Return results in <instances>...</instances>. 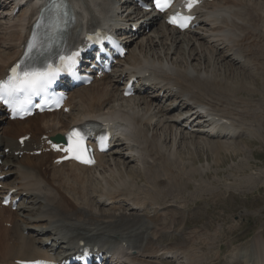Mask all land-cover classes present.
<instances>
[{"label": "bare ground", "instance_id": "1", "mask_svg": "<svg viewBox=\"0 0 264 264\" xmlns=\"http://www.w3.org/2000/svg\"><path fill=\"white\" fill-rule=\"evenodd\" d=\"M81 1L85 3L88 13L92 12L91 7L95 8V13H99L106 22H112L118 28H129L131 30L138 25H149L151 29L149 32L145 29L142 35L131 38L126 37V41L132 46L129 57L127 56L123 61V65L127 70L131 69L133 72L140 74H150L153 79L161 80V83H166L171 89H177L178 98L176 101L186 97L187 101H190L194 106L203 107L206 113L220 120L235 119L242 116L244 112L252 117L253 123H256L258 115L256 119L254 116L255 110L251 109L253 107L251 101L246 100L244 96L241 97L235 94L237 91H242L243 87L233 88L232 83L227 84L225 82L226 78L219 79L212 71L204 70L205 72H203L194 69V67L189 68V62L193 60H204L209 68L212 67L211 70H214L218 64L227 61L228 57H219L218 45L212 44L210 41L207 42L208 46L204 43L206 41L204 34L199 31H195L192 35L176 32L174 29L167 27L163 19L159 17L149 19L147 15H144V12L135 11L133 14H126V9H134L135 7L134 4L131 6V0ZM208 6H211L214 11L209 19L213 25L207 30V33L216 38L218 42L226 44L228 52L232 56L240 59V61L245 60L246 64L251 65L246 70L253 69V72L249 70L240 72L239 75L244 74L241 81L243 84L252 83L255 86L256 73L261 75L260 70L264 66V0H218L217 3ZM5 15V12L0 15V72L17 55L18 41L21 38L26 13H20L14 22H10L8 19L3 20L2 17ZM168 32L174 38L170 36H167V38L166 34ZM170 40H174V42L170 44ZM165 41H167V45L163 44ZM144 48L147 51H149V48L153 49L148 54L155 51L156 48L160 53L159 55L155 53L153 57L146 56L143 53ZM159 51L156 50V52ZM236 62L238 63V61L230 59V62L227 61L226 65L230 64L228 67L232 69L234 67L231 66ZM185 64H187V67ZM190 66L192 67V64ZM120 82V78L106 77L96 81L90 87L81 88L80 91L71 95V101L74 105V111L71 114L53 113L35 116V118L24 122H7L4 128H0V148L6 139L13 140L12 137L18 138L29 132L45 133L53 136L65 132L72 124L91 118L104 121L112 120L123 127V137L125 138L123 146L134 150L130 153L133 154V158L135 153L145 152L147 158L152 160L155 158H152V156L158 154L161 155L159 158L163 157L166 160L165 164H169V166V159L174 156V150L172 149L173 151L168 154L163 151V143H160L161 139H157L155 135L150 137L151 130L163 129L171 137L172 146L175 147L178 142L185 141L188 138V136L187 138L185 136L188 134L199 135L198 138L202 136L203 138L200 141L197 140V143L204 146L203 148L214 152L233 151L240 153L243 151L235 144L232 145L226 141L213 142L209 140L215 138L229 139L225 137L228 132L224 129L220 131L221 135H216L217 128L212 125L215 123L209 124L203 121L199 115L200 112L195 111L193 107H190V110L186 113L179 111V116L190 115L189 118L198 116L197 123H202L196 126L200 127L199 130L189 134L178 128L176 116L168 115L173 103L167 109H163V106L156 104L158 99H151L150 96H145V94L139 100L136 97L127 100L123 96L125 85L121 87ZM244 87L250 90L249 87L251 86L245 85ZM123 101V105H119ZM4 118L1 117V120L4 121ZM241 125L246 127V132L250 131L248 126L251 127V125L246 123ZM207 127H209V133L203 129ZM253 132H256V129ZM126 141H131V145H128L129 143H126ZM189 143L195 145L196 142L191 140ZM50 157L53 158L52 155H46L40 157L41 159L24 157L22 160L13 159L5 162L6 171H4V174L15 175V180L19 184L15 188H20L23 194L27 193L23 202L25 198L28 199L29 206L25 207L22 203L17 213L7 211L0 206V264L14 259H23V256L35 250L34 247L37 241L39 242L38 247L41 246L44 240L37 239L30 234L24 235V228L36 227L38 230L42 229L47 232L49 229L46 226L51 225L54 230L65 233L62 224L88 227L92 228L94 232H108L117 236L119 243L126 242L128 245L134 243L132 239L138 237L143 229H150L151 224L157 225L151 228V240L146 239L145 244L142 242L135 243L133 251L131 250L132 247L127 249V262L129 264H159V261H161L160 254L162 256L172 254L174 258L179 259L178 264H181V257L178 252L180 251L181 256H184L185 243H182L183 245L177 242L170 243L167 245L169 247L162 248L155 242L156 237H158L157 241H161L168 232L174 231L173 227L176 225L177 215L175 216L173 212L166 214V211H164L159 217V209L165 206V204L159 203L152 205H158L156 215L153 216H156L155 218L145 220L144 216L139 215L138 212L141 208L147 207L146 202L143 200L134 201L131 197H125L119 189L121 185L112 183L114 177H119V172L116 170L114 163L115 156L101 155L99 157V167L96 169L81 168L71 163L62 164L61 166L51 163L50 173L45 172L44 168L39 170V168L45 166L47 158L52 159ZM147 158L145 160H149ZM142 159V154H140L138 162L141 163ZM111 161H113V167ZM121 166L124 167V164ZM147 168L153 173L154 169L152 167ZM99 171L100 173H98ZM126 177L130 182L133 179L129 175ZM99 181H102L105 185L100 188V190L103 189L100 191V196L104 198L103 202L100 200L95 202L92 199L94 193L91 187L95 183L98 184ZM5 186L8 188L14 187L12 183H7ZM95 187L96 191H99V186L95 185ZM21 193L19 191L14 197L22 195ZM123 198L133 203L131 209L135 210L134 213L121 210V206L118 204H120V199ZM110 204L112 206L109 209H103V207L102 210L97 207L98 205L99 207L101 205L106 207ZM175 208H178V206L173 207V209ZM40 210L41 213L38 212ZM29 211H33V213L29 214ZM184 213L186 212L184 211ZM167 215H172L173 218L166 224L163 219H166ZM157 217L160 218L159 221L163 222L162 224L156 222ZM58 219H61L62 222L55 225ZM97 228H102L104 231ZM124 230L128 231L125 233ZM246 256H248L247 253L238 254L237 258L246 261ZM185 259L188 260L186 257ZM256 264H259V262H256Z\"/></svg>", "mask_w": 264, "mask_h": 264}, {"label": "rangeland", "instance_id": "2", "mask_svg": "<svg viewBox=\"0 0 264 264\" xmlns=\"http://www.w3.org/2000/svg\"><path fill=\"white\" fill-rule=\"evenodd\" d=\"M167 36L172 37L173 35L168 32ZM173 42L174 40L170 44ZM163 44L167 45V41ZM150 50L153 49L149 48ZM154 50L148 54L149 51L144 48L143 53L151 57L155 56V53L159 55L158 48ZM223 54H225V50L221 48L220 55ZM226 63H217L215 69L211 70L212 67L209 68L204 60H193L189 62V68L194 67V69L203 72L212 71L219 79L226 78L225 82L232 83L233 88L243 87L242 91L234 93L251 101L253 105L251 109L255 110V118L258 115L256 123H253L251 116L243 112L242 116L236 119L241 124L251 125V127L248 126L250 131L246 132V136L236 140L209 139L213 142L226 141L229 144H235L243 150H241L242 152H214L197 143L203 138L202 136L198 138L199 135L188 134H185V137L188 136V138L183 142H178L175 147L172 146L171 137L163 129H155L151 130L150 137L155 135L157 139H161L163 151L167 154L174 150V156L169 159L170 166L165 164L166 160L163 157L160 159L161 155L158 154L152 156V158L155 157L152 160L143 154V163L141 161V163L124 167L117 162L119 160L116 161L114 158L119 177H114L112 183L121 185L119 189L125 197H131L134 201L143 200L146 202L148 208L140 215L153 216L158 205H152L159 203L165 204L162 209H159L160 217L164 211L166 214L173 212L175 216H178L175 219L176 225L173 227L175 233L169 232L170 235L167 236L165 243L176 241L180 245L185 243L184 256H180L181 264H229L227 262L232 258L230 255L237 249L248 246L250 237H259L264 244V66L260 72L261 75L256 73V83L253 86L252 83L243 84L241 82L244 74H239L246 71L242 70L238 64L231 66L234 67L233 71L228 67L230 64L226 65ZM185 65L187 67V64ZM250 71L253 72V69ZM245 85L251 86L250 90L245 89ZM135 97L138 100L141 99L138 96L132 98ZM169 100L161 105L168 106ZM122 103L124 101L119 105H123ZM242 128L246 127L242 126ZM254 129L256 132H253ZM191 140L196 142L195 145L189 143ZM145 158L149 160H145ZM110 163L113 167V161ZM147 167H152L153 173ZM128 175L133 177L131 182L126 177ZM95 185L99 186V191H96ZM104 186L103 182L99 181L98 184L95 183L91 187L94 193L92 199L95 202L97 201L96 196H100V191L103 190L100 188ZM95 202L94 204L97 205ZM118 205L121 206V204ZM125 205L127 209L129 203ZM176 206L178 208L173 209ZM97 207L102 209L99 205ZM134 211L130 210L128 213H134ZM38 212L41 213V210ZM171 218H173L172 215H167L163 220L167 224ZM159 223L163 222L159 221ZM126 231L128 230H124L125 233ZM222 246L225 250L220 253L219 249ZM248 250L255 249L251 247ZM191 254L192 256H190Z\"/></svg>", "mask_w": 264, "mask_h": 264}, {"label": "snow or ice", "instance_id": "3", "mask_svg": "<svg viewBox=\"0 0 264 264\" xmlns=\"http://www.w3.org/2000/svg\"><path fill=\"white\" fill-rule=\"evenodd\" d=\"M154 2L160 11H164L172 3V0H154ZM191 6L192 3L190 2L188 7L190 8ZM186 19L189 18L176 14L174 17L170 18V22L176 23L179 21L178 26L184 27ZM32 47L33 45H29L30 50ZM76 55L78 54L73 53L67 58L61 56V64L57 67H53V65L48 64L43 69L25 68L22 72H18V69L20 68V65L18 64L12 69L13 75L10 76L6 82L0 83V99H4L6 90L9 95L19 90L30 91L32 94L37 95L40 92L45 91L47 87L54 82L60 71L72 70L75 65ZM73 134L78 135L77 133Z\"/></svg>", "mask_w": 264, "mask_h": 264}]
</instances>
